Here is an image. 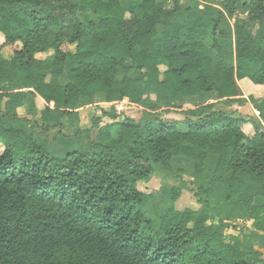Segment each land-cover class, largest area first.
I'll list each match as a JSON object with an SVG mask.
<instances>
[{"label":"trees","instance_id":"1","mask_svg":"<svg viewBox=\"0 0 264 264\" xmlns=\"http://www.w3.org/2000/svg\"><path fill=\"white\" fill-rule=\"evenodd\" d=\"M0 34V264H264L226 235L264 236V0H0Z\"/></svg>","mask_w":264,"mask_h":264},{"label":"rangeland","instance_id":"2","mask_svg":"<svg viewBox=\"0 0 264 264\" xmlns=\"http://www.w3.org/2000/svg\"><path fill=\"white\" fill-rule=\"evenodd\" d=\"M244 1L248 2V0H244ZM245 15H246V13L240 12L239 14L236 15V17L237 18H244ZM11 50H12V48L5 49L4 54L6 56H9L11 54ZM49 54H51V52H49ZM163 69H164L163 67H160L161 71ZM240 87L242 88V90L245 92L246 95L257 94L256 96L259 97L261 95V92H262V90H260V89H250V88H248V84L246 82H241L240 83ZM178 103L179 102H176V104H178ZM190 104H192V102ZM188 105L189 104H187L185 107H189ZM42 107H43V105L41 106V108ZM218 107H217V109H222V110L225 109L227 111H230V110L233 109V108H229L228 109V108L223 107L221 105L218 106ZM103 108L107 109V107H105V106ZM118 109H119V111L123 112L126 117H131V118H134V119L138 120L140 118V116H141L140 115V111L137 108H134V107H131V106L122 105V106H119ZM240 111H241L240 113L242 114V116H245V117H248L251 113H253L251 105H248V106H246L244 108H241ZM21 112H23V111H21ZM94 114L100 115V110L97 109L96 106H93V107H90V108H87V109H83V110L81 109V111H80V125H82L83 127L90 126V124H91L90 123L91 122L90 119H91V117ZM167 117H170L168 119L173 118V119H179V120L183 118L182 116H179L177 114H169V116H167ZM104 122L108 123L109 121H108V119H104ZM247 127L248 128H246V133L249 136H251L252 133H253V130H252V128L250 126H247ZM50 135H52V133ZM75 147H76V145H73V146L70 145V149H73ZM52 149H57V147L53 146ZM161 182H162V178L159 175H155V176H153V178L149 182L139 183L138 189L143 191L144 193L156 192L159 189V187L161 185ZM193 188L194 187L191 185L189 187L190 191H183V194L181 196L180 201L176 203V208L177 209H184V208H189V209H192V210L199 209L200 204L198 203L197 198L194 197L193 191L191 190ZM226 233H227L226 235L229 236L232 233V231L229 229V230L226 231ZM243 245L245 247L246 243L244 242ZM254 250H256L259 253H261L262 257L264 258V245L263 244H262V246L255 245Z\"/></svg>","mask_w":264,"mask_h":264},{"label":"crops","instance_id":"3","mask_svg":"<svg viewBox=\"0 0 264 264\" xmlns=\"http://www.w3.org/2000/svg\"><path fill=\"white\" fill-rule=\"evenodd\" d=\"M1 42H2V39H1V34H0V43H1ZM160 67H163V68H164V69L162 70V72L166 69V66L163 65V64L159 65V69H160ZM160 71H161V70H160ZM46 82H47V83L50 82V76L47 77ZM150 98L154 100V96H153V95H151ZM35 104H36L37 112H38V113H41L42 110H43V107L41 108V106L43 105V104H42V101H41L39 98H36V100H35ZM95 104H103V102L98 101V102L95 103ZM241 108H244V107L234 106V110H237L238 112H241V111H240ZM252 111H253V113H255L256 115H258V113L255 112L253 109H252ZM253 113H251V114H253ZM249 114H250V113H249ZM167 116H169V115H166V116H164V117L167 118V119L170 118V117H167ZM171 119H173V118H171ZM173 120H179V119H173ZM3 149H4V145H3V143L0 141V153L3 151ZM180 163H181V164H180L181 167H185L188 171L190 170L189 167L185 166V163H184V162H180ZM155 175H159V176L162 178V182H161V185H160L159 189H158L156 192L145 193V194H153V195L156 197V200L154 201V203L152 202L154 205L157 204V202H158L160 196L162 195V191H163L164 188H165V186H164V182H166V183H168V184H172V183L175 182V185L180 184V183H178V182L176 181V179H175V180L172 179V178H168V179H167V177H165V175H164L163 173L155 172V173H154V176H155ZM186 179H191V177L189 176V178H188V176L183 175V180H186ZM216 192H218V191H216ZM182 194H183V192H182ZM182 194H181V196H182ZM181 196H180V198L177 200V202L180 201ZM177 202H176V203H177ZM175 206H176V204H175ZM176 209H177V208H176ZM185 209H189V208L177 209V210L182 211V210H185ZM146 215H147L148 217H152V216H151V215H152L151 212H146ZM233 225H237V229H236V230L230 229V230L232 231V234H234V235H238L239 239H240L242 242H245V241H246L248 244L252 245L253 248H255V245H260V246H262V244L264 245V236H262V233H258L257 235H255V236L253 237L252 234L248 231V230H251V229H252L249 221L244 220V219H240V220L237 219L236 221L233 222ZM260 241H261V242H260ZM261 243H262V244H261Z\"/></svg>","mask_w":264,"mask_h":264}]
</instances>
